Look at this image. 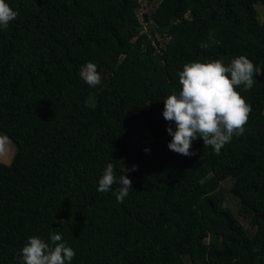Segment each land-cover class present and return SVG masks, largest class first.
<instances>
[{
  "label": "trees",
  "instance_id": "16d2710c",
  "mask_svg": "<svg viewBox=\"0 0 264 264\" xmlns=\"http://www.w3.org/2000/svg\"><path fill=\"white\" fill-rule=\"evenodd\" d=\"M256 1L159 0L141 19V0H6L18 16L0 28V136L14 145L0 161V264L52 234L71 264H264V74L237 89L252 111L219 155L202 139L195 155L169 150L162 115L185 63L244 55L264 69ZM108 163L117 181L136 166L122 203L119 183L97 191ZM225 178L252 230L224 204Z\"/></svg>",
  "mask_w": 264,
  "mask_h": 264
},
{
  "label": "clouds",
  "instance_id": "9594fccd",
  "mask_svg": "<svg viewBox=\"0 0 264 264\" xmlns=\"http://www.w3.org/2000/svg\"><path fill=\"white\" fill-rule=\"evenodd\" d=\"M18 16L6 0H0V28H7ZM264 74V69L257 67L244 55L238 56L225 64L214 59L207 62H190L183 65L179 72L181 89L163 100V117L175 124L167 132L172 137L168 148L183 156L195 155L191 151L192 142L202 139L205 146H211L219 155L222 148L231 142L234 136H242L248 123L252 107L246 102L238 88L250 91L257 82L256 75ZM79 75L90 87L101 83L97 65L87 62L82 65ZM6 136H0V153L5 150ZM147 152L148 149H145ZM124 165L117 181L114 165L108 163L99 179L97 191L106 193L114 184L119 188L113 193L118 203H122L132 189V181L126 175L135 171ZM64 223V221H60ZM51 244L33 236L28 239L19 253V264H71L75 252L66 246L60 234H52Z\"/></svg>",
  "mask_w": 264,
  "mask_h": 264
},
{
  "label": "rangeland",
  "instance_id": "374dc122",
  "mask_svg": "<svg viewBox=\"0 0 264 264\" xmlns=\"http://www.w3.org/2000/svg\"><path fill=\"white\" fill-rule=\"evenodd\" d=\"M158 1L159 0H141V6L138 9V15L140 16V18L143 19L144 13L149 14L154 9V6L157 4ZM253 5L256 9L257 17L259 18V20H263L264 19V3L256 1ZM145 27L147 26H144V28ZM155 35L158 38H160V34L158 32H156ZM88 99L90 101H93L94 95L90 94ZM142 133H143L142 135L143 139H149V135L146 133L145 130H143ZM13 152H14V145L12 141L8 138L5 144L4 152L0 153V161L9 162L13 156ZM230 184H231L230 178H225L224 180L221 181V185L225 193L224 204L227 205L231 209L234 215H237L238 201L236 197H234L229 190ZM237 217L239 218V220L242 222L243 226L247 230H252V228H250V226L248 225V222L246 219H244L242 216H239V215H237Z\"/></svg>",
  "mask_w": 264,
  "mask_h": 264
}]
</instances>
